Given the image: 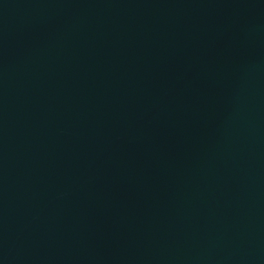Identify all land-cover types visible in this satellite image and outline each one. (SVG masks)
Returning <instances> with one entry per match:
<instances>
[{
  "label": "water",
  "instance_id": "water-1",
  "mask_svg": "<svg viewBox=\"0 0 264 264\" xmlns=\"http://www.w3.org/2000/svg\"><path fill=\"white\" fill-rule=\"evenodd\" d=\"M0 264H264V0H0Z\"/></svg>",
  "mask_w": 264,
  "mask_h": 264
}]
</instances>
